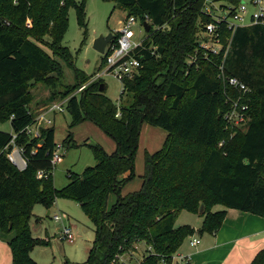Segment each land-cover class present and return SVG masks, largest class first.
Instances as JSON below:
<instances>
[{
  "label": "trees",
  "instance_id": "1",
  "mask_svg": "<svg viewBox=\"0 0 264 264\" xmlns=\"http://www.w3.org/2000/svg\"><path fill=\"white\" fill-rule=\"evenodd\" d=\"M111 1L126 18L150 25L132 53L141 68L122 82L131 102L117 107L104 94L102 82L68 98L69 129L90 121L116 149L108 154L90 144L95 165L80 175L68 173L66 186L55 189L50 175L53 128H41L38 138L24 132L35 118L28 91L32 82L54 87L63 71L57 59L71 66L70 53L61 44L67 11L74 8L85 28L84 8L75 0H0V124L9 122L12 129V134L0 130V233H13L7 240L12 264H36L29 254L43 241L31 236L28 220L36 204L49 209L57 198L78 202L93 226L87 264H121L120 257L135 253L141 243L149 251L139 264H171L173 254L194 234L188 225L175 226L183 211L203 218L200 235L219 229L226 209L264 218V25L225 32L223 40L231 38L226 55L204 58L198 47V34L210 21L202 11L204 0ZM221 70L248 92L241 95L231 88L218 77ZM81 73L74 70L71 90L86 81ZM237 99L247 106L249 120L242 133L229 138L223 116L229 100ZM143 124L164 130L167 137L161 149L145 155L140 189L122 195L134 177ZM62 146H76L71 134ZM15 148L26 163L22 171L8 158ZM38 171L50 176L37 179ZM216 205L224 209L212 212ZM250 264H264V248Z\"/></svg>",
  "mask_w": 264,
  "mask_h": 264
},
{
  "label": "rangeland",
  "instance_id": "2",
  "mask_svg": "<svg viewBox=\"0 0 264 264\" xmlns=\"http://www.w3.org/2000/svg\"><path fill=\"white\" fill-rule=\"evenodd\" d=\"M75 1L83 5L85 28L78 24L75 9L69 8L67 11V29L61 44L70 53L71 66L57 59L63 71L60 78L55 82L54 87H50L43 82L31 83L28 91L30 95L29 110L35 118L46 112L47 108L52 104L65 103L64 107L66 109L68 98L73 95L79 97L84 91V89L80 90V86L87 87L96 82L105 84V95L117 107L128 106L131 102L130 96L123 92L120 80L112 72L107 73V55L105 62L102 63L103 55L93 49V41L99 36L105 37L109 34L116 36L117 32L122 28L120 22L126 18L124 11L111 0ZM261 3L264 7V0H261ZM254 9L249 7L248 11L252 12ZM26 24L30 27L31 20L29 18ZM139 24L132 28L135 34L134 41L137 42L145 38L148 33ZM45 40H49V38L45 37ZM43 49L47 54H51L47 48L43 47ZM74 70L81 71L86 81L75 90H71L70 88L75 83ZM67 90L69 95L62 97V94L67 92ZM229 102L231 101L229 100ZM230 109L231 107L223 116L224 130L229 133V138H233L236 133H242L246 126H233V121L225 119V115L230 113ZM48 119L51 120L50 124L46 122ZM69 123L70 115L66 110L63 113L57 111L54 113L46 112L44 120L41 122L43 127L53 128L55 145H62V141L68 134H71L73 143L76 144L73 148L63 149L61 161L50 170L52 184L55 189H61L66 186L68 173L80 175L86 167L95 165L92 151L89 148L90 144L101 146L108 154L113 153L116 149L115 142L92 122L83 121L70 129L68 127ZM0 130L12 134L9 122L0 124ZM166 137L167 133L164 130L147 124L142 125L134 157V177L124 185L122 195L140 189L144 174L145 155L161 149ZM15 150L17 151L16 148ZM112 202L113 197H110L109 205ZM221 209V206L214 208V210ZM47 212H49L48 216ZM55 214H61L64 221L71 226L74 235L72 243L64 242L61 239L60 230L62 225L51 221L52 216ZM199 221L197 216L183 211L176 218L175 226H182L187 223L196 228L198 223H201ZM28 226L31 236L34 239H38V241H43L33 247L29 254L31 260L36 264H87L86 260L94 239V231L91 222L78 202L72 199L57 198L49 209H46L41 204H36L32 209V216L28 220ZM12 236V232L8 234L0 233V264H12L11 252L7 245V240ZM190 237H188V240ZM185 242L184 247L186 246ZM147 254L148 250H146V247L143 244H139L137 245L136 253L124 254L119 260L121 264H139ZM173 255L183 254L177 251ZM187 262L189 261L187 260Z\"/></svg>",
  "mask_w": 264,
  "mask_h": 264
},
{
  "label": "built area",
  "instance_id": "3",
  "mask_svg": "<svg viewBox=\"0 0 264 264\" xmlns=\"http://www.w3.org/2000/svg\"><path fill=\"white\" fill-rule=\"evenodd\" d=\"M249 7L255 9L250 12L248 11ZM202 11L204 15L210 18V21L203 26V29L198 34V47L203 52L204 58H207L209 55H226L230 48L231 38H226L224 41L223 34L225 32H229L232 35L238 28H247L256 24L264 25V7L262 6L261 0H240L239 2L235 0H204ZM145 22L148 23L147 20ZM139 23L140 21L134 17L125 18L120 22L122 28L117 32L118 37L116 41L114 43L111 42V44H108L105 48V53L108 52L106 58L107 73L112 72L114 76L120 80L121 84L124 78H131L133 75L137 74L138 70L141 68L139 60L132 54L136 49L141 47L144 40L143 38L138 42L134 41L135 34L132 28ZM139 25L143 28L142 23ZM219 68L221 69L222 67ZM218 77L223 79L231 88L241 95L248 92L246 86L236 78L224 77L222 70ZM83 89H85V86H80V90ZM230 104V113L225 115V119L233 121V126H246L249 120L245 113L247 106L239 104V99L231 101ZM64 105L65 103L52 104L47 108L46 112L54 113L57 111L63 113L65 110ZM46 112L34 118V123L24 129L26 135L31 138H38L40 129L48 128L41 125ZM46 122L50 124L51 120L48 119ZM15 136L16 135L12 136V140ZM221 145L222 142L219 143V146ZM63 149L62 145H55L50 160L52 167L61 161ZM17 151L21 155V151L18 149ZM11 154L8 155V158L12 162ZM48 175V172L38 171L36 173V178H47ZM51 221L52 223L62 225L60 237L64 242L72 243L74 241L71 226L68 222L64 221L61 214L53 215ZM199 243V238L194 236H191L188 240L190 247H196ZM187 260L189 261V258L185 255H173L171 264H185Z\"/></svg>",
  "mask_w": 264,
  "mask_h": 264
},
{
  "label": "crops",
  "instance_id": "4",
  "mask_svg": "<svg viewBox=\"0 0 264 264\" xmlns=\"http://www.w3.org/2000/svg\"><path fill=\"white\" fill-rule=\"evenodd\" d=\"M215 207L212 208V212L218 211L214 210ZM190 214L197 216L202 223L203 218L200 215ZM201 223H198L196 228L187 223L183 224L193 228L194 237L200 240L196 247H190L187 238L186 246L184 247L183 242L179 248L178 252L189 258L187 264H250L257 253L264 248L262 217L235 209H226L220 228L214 233L200 235L198 229ZM146 250L149 251V248L146 247Z\"/></svg>",
  "mask_w": 264,
  "mask_h": 264
},
{
  "label": "water",
  "instance_id": "5",
  "mask_svg": "<svg viewBox=\"0 0 264 264\" xmlns=\"http://www.w3.org/2000/svg\"><path fill=\"white\" fill-rule=\"evenodd\" d=\"M143 29L145 32H148L150 29V25L147 23L143 24ZM115 36L113 34H109L105 37L99 36L93 41V49L98 52L99 54L103 55L105 53L106 46L111 43L114 40ZM103 89V85L100 86V90ZM12 157V163L16 166V168L19 171H22L25 169L26 164L24 160L22 159L20 153L18 151H13L11 154ZM49 215V212H47V216ZM52 225V223H50Z\"/></svg>",
  "mask_w": 264,
  "mask_h": 264
}]
</instances>
